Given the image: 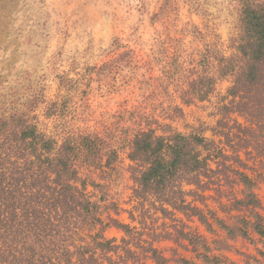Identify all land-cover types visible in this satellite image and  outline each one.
<instances>
[{
  "label": "trees",
  "instance_id": "obj_1",
  "mask_svg": "<svg viewBox=\"0 0 264 264\" xmlns=\"http://www.w3.org/2000/svg\"><path fill=\"white\" fill-rule=\"evenodd\" d=\"M238 2L235 53L220 58L216 74L205 60L178 85L191 105L210 101L218 78L232 77L214 106L212 137L204 125L183 132L147 110L131 112L123 129L59 136L25 112L0 117V264H196L179 249L207 264H237L214 251L239 238L262 244L264 256V0ZM171 108V120L183 115ZM121 151L135 203L124 210L108 193ZM122 211L138 224L113 215ZM112 227L120 238L106 235ZM165 241L178 247L163 249Z\"/></svg>",
  "mask_w": 264,
  "mask_h": 264
},
{
  "label": "rangeland",
  "instance_id": "obj_2",
  "mask_svg": "<svg viewBox=\"0 0 264 264\" xmlns=\"http://www.w3.org/2000/svg\"><path fill=\"white\" fill-rule=\"evenodd\" d=\"M240 14L238 0H0V117L25 112L41 131L59 136L64 130L123 129L131 112L147 110L183 132L204 125L212 137L214 106L232 77L218 78L210 101L191 105L181 102L178 85L202 70L205 60L216 74L220 58L235 53ZM175 105L183 115L171 120ZM50 109L54 115L48 116ZM126 156L121 151L122 169L108 189L123 210L135 204ZM257 192L264 204V185ZM113 215L138 224L127 211ZM201 231L215 238L204 226ZM106 235L120 238L122 231L112 227ZM230 244L231 250L214 254L237 264H264L256 249L262 244L242 238ZM160 247L178 246L165 241ZM179 253L207 264L191 251Z\"/></svg>",
  "mask_w": 264,
  "mask_h": 264
}]
</instances>
